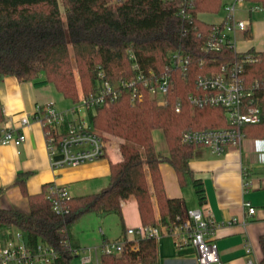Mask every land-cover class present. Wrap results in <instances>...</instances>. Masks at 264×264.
Listing matches in <instances>:
<instances>
[{
  "label": "trees",
  "instance_id": "obj_1",
  "mask_svg": "<svg viewBox=\"0 0 264 264\" xmlns=\"http://www.w3.org/2000/svg\"><path fill=\"white\" fill-rule=\"evenodd\" d=\"M62 1L65 19L58 0H0V78L13 76L36 85L52 83L65 98L77 102L71 49L82 95L99 89L101 69L114 87L123 79L135 76L131 51L142 68L157 71L164 69L170 51L180 50L190 60L187 75L175 72L176 88L167 106H159L149 98L132 106L130 92L124 89L111 106L89 111L91 127L121 139L123 159L111 163L110 182L102 191L71 197L67 216H59L53 210L50 195L54 184H46L40 193L29 195L25 189L28 173L19 172L16 183L28 199L29 211L0 206V243L19 231L30 247L36 248L41 242L49 244L58 251L57 264H71L74 255L66 241L72 243L73 227L83 216L92 213L115 214L123 221L122 201L130 195L138 199L143 225H162L171 230L181 224L186 210L181 199L169 198L165 193L159 169L163 161L175 168L182 187L192 185L199 202L206 201L203 182L195 177L190 166L197 146L182 143L181 134L188 128H219L228 123L223 108L197 109L188 101V93L196 91L199 74L215 72L235 59L243 61L246 84L257 85L256 93L261 101V121L246 125L244 130L246 136L264 138V51L253 47L238 53L227 48L204 50L213 23L200 15L219 13L222 0H196L192 24L179 16L180 0ZM246 2L264 7V0ZM178 100L182 102L181 112L175 109ZM2 110L0 102V121L4 117ZM158 129L165 136L166 154L158 149L153 137ZM4 192L5 188L0 187V196ZM262 252L259 264H264V243ZM100 264H159L158 237L139 238L136 248L127 242L121 256L103 254Z\"/></svg>",
  "mask_w": 264,
  "mask_h": 264
},
{
  "label": "crops",
  "instance_id": "obj_2",
  "mask_svg": "<svg viewBox=\"0 0 264 264\" xmlns=\"http://www.w3.org/2000/svg\"><path fill=\"white\" fill-rule=\"evenodd\" d=\"M249 6L245 5V8ZM247 9L240 12L250 20L251 31L241 34L239 50L242 52L253 47L264 51V14L250 13ZM61 96L65 98L52 83L36 85L33 81H19L13 76L0 78V102L4 116L0 121V187L5 188L0 196V206L29 211L28 199L16 183L19 172L28 173L25 189L29 195L40 193L44 185L51 183L66 187L70 196H80L102 191L110 182L111 163L122 161L121 141L116 140L108 143L107 155L103 159L78 166L53 168L42 125L33 120L29 125H22L20 121L27 116L33 118L39 105L53 102L58 109H63L65 102ZM5 128H13L16 134L25 133V141L18 146L1 143ZM158 149L168 153L166 142H161ZM190 166L195 177L203 182L206 201L203 204L199 202L192 185L182 187L175 168L163 161L159 169L166 195L181 199L185 210L203 209L207 217L216 223L217 228L211 238L216 242L225 264H248L250 257L260 263L264 243V138L246 136L241 145H231L220 155L197 146ZM148 182L159 220V208L149 173ZM249 207L256 208L254 214L248 213ZM122 212L123 221L115 214H94V220L103 231V240L124 239L128 228L143 225L134 194L122 201ZM112 226L117 231L111 235L113 238H109L106 232H114ZM158 227L159 264H197L195 247L191 244L179 245L178 228L171 233L162 225ZM128 238L135 240L134 236ZM72 243L81 247L73 239ZM247 247L253 250L250 256L247 255Z\"/></svg>",
  "mask_w": 264,
  "mask_h": 264
},
{
  "label": "built area",
  "instance_id": "obj_3",
  "mask_svg": "<svg viewBox=\"0 0 264 264\" xmlns=\"http://www.w3.org/2000/svg\"><path fill=\"white\" fill-rule=\"evenodd\" d=\"M180 1L179 16L183 21L192 24L196 0ZM222 3L226 15L217 22H210L213 23V28L208 34L204 50L212 52L227 48L236 53L241 52L238 46L240 36L251 31L250 20L238 16L241 10L247 9L246 0H222ZM247 10L250 13L264 14V7L257 3L250 4ZM130 58L133 59L132 68L136 74L123 79L118 87L110 83L101 69L99 89L95 93L81 95L75 106L60 110L51 102L37 106L33 118L27 116L21 119L22 125H29L31 120L42 125L53 168L83 165L103 159L107 155L108 140L104 134L86 122L80 114L82 109L90 111L100 106L109 107L120 97L124 89L130 92L132 106L146 98L156 101L159 106H167L176 88L175 72L179 71L184 75L189 72L190 60L180 50L168 52V62L160 71L142 68L132 51ZM246 58L250 56L247 55ZM195 85L196 91L187 95L192 107L197 109L221 107L225 110L228 124L219 128L185 129L181 134L182 143L206 147L217 155L225 153L231 145H241L246 138L245 126L261 121V101L256 93L257 85L247 86L243 61L235 59L222 64L215 72L201 73L197 76ZM175 109L181 112V100L177 101ZM25 139V133L16 134L13 128H5L1 143H13L18 146ZM58 155H62V159H55ZM71 197L66 187L55 185L51 187L50 198L57 215L64 217L70 213ZM255 211V207L248 208L249 214H254ZM174 228L180 230V246L191 244L195 247L197 264H225L220 258L216 242L211 238L217 225L207 217L203 209H186L181 224ZM174 228L169 232L173 233ZM126 235V239L103 240L102 245L95 249L74 247L70 240L66 243L72 255L81 256L82 264H87L95 259L99 261L103 254L121 256L126 250L127 242H130L132 248H136L139 238L159 237L160 229L158 226L142 225L128 228ZM128 236H134L135 240H130ZM246 252L249 256L253 254L251 247H247ZM58 256L55 247L43 242L36 248L30 247L19 231H15L13 237L0 243V264H57ZM248 264L259 263L256 258L250 257Z\"/></svg>",
  "mask_w": 264,
  "mask_h": 264
},
{
  "label": "rangeland",
  "instance_id": "obj_4",
  "mask_svg": "<svg viewBox=\"0 0 264 264\" xmlns=\"http://www.w3.org/2000/svg\"><path fill=\"white\" fill-rule=\"evenodd\" d=\"M58 1L60 4L63 19H65L64 3L62 0H58ZM245 4L250 5V3H247V2ZM225 15H226V12L224 9H222L217 14H202L201 18L203 20H206L209 22H217L220 19H222ZM238 16L240 18H246L247 15L240 12V13H238ZM71 57H72L73 67H74L75 76H76L77 94L80 97L83 94V89L81 86V79H80L79 72H78L77 62L74 58L72 49H71ZM61 99H62V101L65 102V105H64L63 109H60V110H65V109H68V108L76 105V102L72 99L67 98V100H66L65 98H62V96H61ZM80 114L86 119V122H88V124L90 125L89 110L82 109L80 111ZM97 131L104 134L106 139L108 140V142L116 141V140L121 141V139L117 136L106 133L104 131H100L98 129H97ZM153 137H154V140H155L156 144L158 145V147H160L161 142H165L164 133L160 129L155 130L153 132ZM94 219H96V216L94 214H87L81 218V220L75 225V227H73V230H72L73 231L72 234L74 235V236L72 235L73 242H78L81 245V247H87V248L90 247L93 249H95L96 247H100L102 245V243H103V233L102 232L103 231L100 229V224L98 222H96V220H94ZM112 229L114 232L104 231L107 233V236L109 238H113L111 235H114V233H116V231H117L115 226H112ZM118 230L120 231L121 228L118 227ZM99 250H100V248H99ZM99 254L101 255V252ZM100 263H101V256H100L99 261H97L95 259L93 262L87 263V264H100ZM71 264H82L81 256H74Z\"/></svg>",
  "mask_w": 264,
  "mask_h": 264
},
{
  "label": "water",
  "instance_id": "obj_5",
  "mask_svg": "<svg viewBox=\"0 0 264 264\" xmlns=\"http://www.w3.org/2000/svg\"><path fill=\"white\" fill-rule=\"evenodd\" d=\"M55 159H57V160H58V159H62V155H58V156H56Z\"/></svg>",
  "mask_w": 264,
  "mask_h": 264
}]
</instances>
